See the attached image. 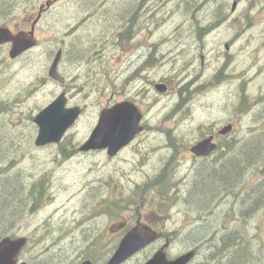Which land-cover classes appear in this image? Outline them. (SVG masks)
<instances>
[{"label": "rangeland", "instance_id": "374dc122", "mask_svg": "<svg viewBox=\"0 0 264 264\" xmlns=\"http://www.w3.org/2000/svg\"><path fill=\"white\" fill-rule=\"evenodd\" d=\"M47 3L51 6L34 29L35 48L11 60L10 46L0 47V219L15 203L10 187L19 184L24 200L22 216L6 230L0 222V233L27 238L20 259L39 264L57 256L62 258L59 264H107L139 215L163 238L123 264H145L166 242L170 259L198 246L200 237L201 246H209L218 231L241 230L247 218L226 208V187L213 197L221 194L215 200L219 206L188 204L198 167L183 160L187 147L194 154L193 148L204 141L197 143L199 135L225 126L230 131L232 121L239 135L237 150L264 136V108L256 109L264 102V0H0V26L30 31ZM196 27L203 31L200 40ZM149 41L154 43L150 53L157 52L155 60L159 56V64H166L155 72L158 78L172 74L174 65L176 75L186 63L200 69L201 62L208 75L222 63L231 64L225 72L229 77L246 68L249 74L237 82L227 76L205 79L182 105L190 107L183 112L173 98L155 105L153 97L133 90L139 81L133 75L132 53L136 44L146 47ZM58 50L64 85L48 77ZM225 53L228 57L216 60ZM192 71L185 82L194 79ZM248 78L251 82L245 85ZM63 92L67 107H79L81 116L59 144L35 147L33 118ZM110 94L116 104L142 99L149 124L148 131L113 159L101 150L80 151L101 110L111 107L106 106ZM241 96L248 98L249 107H243ZM260 145L258 155L243 164L235 191L264 185V140ZM211 188L212 182L204 179L199 192L204 197ZM209 218L216 219L214 228L201 233L198 226ZM248 223L252 249L257 250V243L264 245V208ZM209 250L202 255L208 256Z\"/></svg>", "mask_w": 264, "mask_h": 264}, {"label": "water", "instance_id": "95a60500", "mask_svg": "<svg viewBox=\"0 0 264 264\" xmlns=\"http://www.w3.org/2000/svg\"><path fill=\"white\" fill-rule=\"evenodd\" d=\"M43 6L40 8V13ZM39 13V14H40ZM39 15L30 27V31L13 32L7 27H0V46L10 45L9 58L14 60L22 54L32 50L38 45L34 38L35 25ZM62 58V50H58L48 70V77L59 85H64L65 79L58 73V66ZM164 90L162 86H156ZM79 107H67L66 94L63 92L49 105L43 108L34 118L33 123L37 127L35 147H44L50 144H59L67 131L75 124L81 115ZM141 114L132 103L124 102L101 110L96 127L89 139L80 147L81 152L95 150H107L109 156H115L117 152L127 145L140 131ZM230 127L220 130L221 135L226 134ZM211 139H206L193 148L196 156H207L213 151ZM151 227L143 225L139 221L130 229L120 241L116 251L107 264H123L138 252L154 244L160 237ZM26 237L12 238L10 236L0 239V264H26L20 260L21 253L26 247ZM166 242L145 264H187L194 255L188 252L175 259H168ZM80 264H92L90 260Z\"/></svg>", "mask_w": 264, "mask_h": 264}, {"label": "flooded vegetation", "instance_id": "af4514ba", "mask_svg": "<svg viewBox=\"0 0 264 264\" xmlns=\"http://www.w3.org/2000/svg\"><path fill=\"white\" fill-rule=\"evenodd\" d=\"M46 5L48 6V8H45L42 11V14L40 15V17L45 12H47L51 6L50 3H47ZM186 10H190V9H186ZM126 34H127V31L124 32V35ZM194 34L197 39L199 40L202 39V34H203L202 28L196 27ZM120 36L123 39V31H121ZM135 46L136 47L132 53L133 59L131 61V65L134 68L133 75L138 78L139 84H135L133 90L135 92L140 91L143 98H145L146 96H148V98L153 97L152 101L157 100L155 105L160 100H164V98H173L175 101L178 102L182 112L184 108L190 109V107L188 106H185L182 108V105L185 104L189 98H191L198 90L201 89V87L204 85L203 82L205 79L209 78L210 81H214V80H220L222 78H226L227 76L228 81L237 82V80H239L243 75L249 74V68H246L243 72H239L238 75H236V73H233L232 76L229 77L228 75H225L226 74L225 72L227 71L228 68L231 67V64L230 65L225 64L223 66L224 63H222L221 65H219V68L216 71H214L213 74L208 75L207 74L208 67L205 66L201 62L200 69L189 68L188 63H186L184 67L181 70H179V72L176 75L175 73H176L177 66L172 65L173 66V69L171 71L173 72L172 74L165 75V76L163 75L160 78H158L155 75V72L163 71L166 64L164 63L159 64V56H158V60H155V55H157L156 51L150 53V51L153 49V46H154L153 41L147 42L146 47H143L142 44H136ZM148 55H149V58L146 63L145 60ZM226 57H228L227 53L221 54L220 56H218L216 60L218 61L219 58L224 59ZM191 70H193L192 73L194 74V79L187 83L184 81V78L190 75ZM144 78L146 79L145 81H144ZM249 78L244 82L245 85L249 81L251 82ZM156 86H162L164 90L163 91L159 90L156 88ZM241 88H244V85H242ZM241 97L243 99V107L244 108L249 107L248 102H247L248 98L245 99L244 96H241ZM114 100H115V96L113 94H110L109 98L106 101V106L112 107V105L116 104ZM131 103H133L134 106L137 107L138 112L141 114V121H140L141 131L131 140V142H129L127 145L121 148L115 156H109L107 154V150H101V152L105 153L106 156L109 157L110 159L118 157L121 152H123L125 149L131 146L132 143L137 141L138 135H141L149 130L148 128L149 124L145 121L146 112L143 110V100L134 99L133 101H131ZM259 108H264V102H261L257 105L256 109H259ZM247 112H249V110ZM230 125H232V128L226 135L218 134V132H220L222 128L210 129L207 132L203 133L202 135H199L197 143L202 140H205L206 138L212 139L211 142L214 145L213 152H211L209 155L205 157H202V156L198 157V156H195L191 152V147L190 148L187 147L186 156H185L186 160H183V161L192 162L193 165H196L198 167L197 170H199L202 166L217 167L218 165L223 164L226 160L229 161L231 158H233L234 150H235L234 141H235V138L238 137L239 135L237 136L235 121H232ZM251 125H258V123H251ZM197 143L195 142L194 144H197ZM91 152L92 151L88 153H91ZM259 172H262V171H259ZM225 189L228 191L227 200H226V208L227 209L234 208V215H236V213L238 212L242 220L247 218L244 226H242V229L235 230V229H231V227H228L226 232L222 231L219 234V231H218L217 236L211 239L210 242L212 244H209V246H206V245L201 246L202 238L200 237L199 238L200 243L198 244V246L196 245L189 246L184 250V252H181L180 254L176 256L169 257L170 259H175L188 252H194L193 257L187 264H194V262L198 258L200 260L203 259L202 260L203 264H211V263L212 264H227L230 262V259L227 261L225 258H221V257L217 258L215 254L216 253L215 249H217V247H220L218 245L219 243L221 244V243L230 241L235 235H237V232L239 231L242 232L241 238H243L245 242L253 246L254 237H251L248 231V224H249L248 218L251 215L258 213L262 208H264V195L262 197L259 196L258 198L253 197L252 199H250V197L252 194H255V193L259 194L260 192H264V185L257 184L256 186L248 187L244 191H241V192L235 191L234 185H228ZM220 195L213 198L214 199L213 202L216 206H219L222 204L221 202L215 201L220 197ZM192 207H196V206H192ZM251 207H254V208L252 209ZM139 218L140 220L139 219L138 220L140 223H142L143 225L149 226L153 230L159 232L158 230L152 227L149 221L144 220L141 215H139ZM215 223H216V219L212 220L209 218L205 226L203 225L198 226L199 228L198 230L202 233L204 230L213 227ZM201 233L198 236H200ZM162 238H163V235L160 236L158 240L154 244H152L151 247L150 246L149 247L150 248L155 247V245L159 241H161ZM188 244L189 243L186 242V245ZM168 247H170V244ZM255 247L257 249L255 250L256 251L255 255L257 254V252L258 253L261 252L264 255V245L261 246L260 244L257 243ZM204 249H210L208 256L204 254L202 255V251ZM245 264H248V262H245Z\"/></svg>", "mask_w": 264, "mask_h": 264}, {"label": "trees", "instance_id": "16d2710c", "mask_svg": "<svg viewBox=\"0 0 264 264\" xmlns=\"http://www.w3.org/2000/svg\"><path fill=\"white\" fill-rule=\"evenodd\" d=\"M129 12H132V10H129ZM3 14L4 13H2V15ZM263 140L264 136H255L249 140L248 144L246 143L238 150L234 143V155L237 157H239V155L242 156V160H237L233 156V158L229 161L226 160L223 164H220L217 167L202 166L199 170H197L195 175V186L187 195L188 204L190 206L201 207L202 209H206L208 206H211L214 201L213 197L216 193H218L222 188H225L228 185H233L235 181H238L243 164L254 159L256 155H258V152L261 150L260 141L262 142ZM204 179H209L212 182V188L207 192V195L203 197L199 192V187L203 184ZM11 185H13V183ZM10 188L12 189L9 192V197L15 203L11 206L7 213H4L1 216L0 222H2L1 224L3 225L4 230L7 228L5 226H9V224L22 216V208L24 207V200L22 198L20 185L17 184ZM162 190H164V188H162ZM263 195L264 192H260L259 194L255 193L251 195L250 199L253 197H262ZM251 208L253 209L254 207ZM3 236H8V232L2 233L0 238ZM241 236L242 232L239 231L230 241L221 244L219 243L218 245L220 247L215 249L216 257L225 258L227 261L230 259V262L227 264H245V262H248V264H264V255L261 252H257L255 255L256 251L252 249V245L245 242ZM61 259L62 258L59 259L55 256L53 258H48V260L44 259L39 264H59Z\"/></svg>", "mask_w": 264, "mask_h": 264}, {"label": "bare ground", "instance_id": "6f19581e", "mask_svg": "<svg viewBox=\"0 0 264 264\" xmlns=\"http://www.w3.org/2000/svg\"><path fill=\"white\" fill-rule=\"evenodd\" d=\"M84 5H85V4H84ZM83 9H84V8H83ZM83 9H82V10H83ZM89 9H90V8H89ZM78 11H79V10H78ZM83 11H84V10H83ZM88 11H89V10H88ZM81 14H82V13H81ZM78 17H79V16H78ZM82 22H83V21H82ZM176 28H177V27H176ZM261 109H262V108H261ZM81 114H82V113H81ZM234 148H235V145H234Z\"/></svg>", "mask_w": 264, "mask_h": 264}]
</instances>
